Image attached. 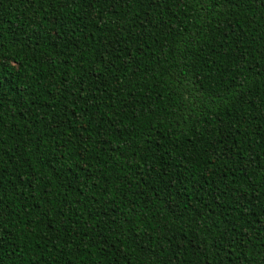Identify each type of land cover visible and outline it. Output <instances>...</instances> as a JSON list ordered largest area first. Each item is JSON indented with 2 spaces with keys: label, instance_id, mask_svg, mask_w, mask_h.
<instances>
[{
  "label": "trees",
  "instance_id": "obj_1",
  "mask_svg": "<svg viewBox=\"0 0 264 264\" xmlns=\"http://www.w3.org/2000/svg\"><path fill=\"white\" fill-rule=\"evenodd\" d=\"M0 264H264L261 0H0Z\"/></svg>",
  "mask_w": 264,
  "mask_h": 264
},
{
  "label": "snow or ice",
  "instance_id": "obj_2",
  "mask_svg": "<svg viewBox=\"0 0 264 264\" xmlns=\"http://www.w3.org/2000/svg\"><path fill=\"white\" fill-rule=\"evenodd\" d=\"M261 4L264 5V0H261Z\"/></svg>",
  "mask_w": 264,
  "mask_h": 264
}]
</instances>
